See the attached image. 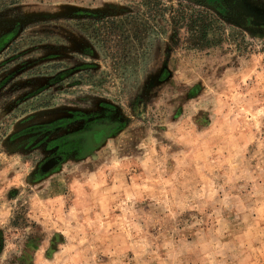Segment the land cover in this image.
Returning <instances> with one entry per match:
<instances>
[{
  "label": "rangeland",
  "instance_id": "1",
  "mask_svg": "<svg viewBox=\"0 0 264 264\" xmlns=\"http://www.w3.org/2000/svg\"><path fill=\"white\" fill-rule=\"evenodd\" d=\"M0 264H264V34L197 0H0Z\"/></svg>",
  "mask_w": 264,
  "mask_h": 264
},
{
  "label": "water",
  "instance_id": "2",
  "mask_svg": "<svg viewBox=\"0 0 264 264\" xmlns=\"http://www.w3.org/2000/svg\"><path fill=\"white\" fill-rule=\"evenodd\" d=\"M216 5L225 8L223 15L242 27L252 32L264 33V11L255 9L244 0H221Z\"/></svg>",
  "mask_w": 264,
  "mask_h": 264
},
{
  "label": "flooded vegetation",
  "instance_id": "3",
  "mask_svg": "<svg viewBox=\"0 0 264 264\" xmlns=\"http://www.w3.org/2000/svg\"><path fill=\"white\" fill-rule=\"evenodd\" d=\"M197 1H199V2H201V3H205V4H209V5H212L215 9H217L218 11L220 10L223 14L225 13V11H226V9L225 8H219V6H217L216 5V3H218L219 1H221V0H197ZM226 1H228V0H224V2H226ZM244 1H246L250 6H252V7H254L255 9H257L249 0H244ZM235 22V21H234ZM236 23V22H235ZM238 24V23H237ZM239 25V24H238ZM241 26V25H240ZM244 28V27H243ZM252 32V31H251ZM253 33H256V34H264V33H259V32H253ZM101 120H109V124H111L112 122H111V120L110 119H107V118H102V119H100V120H97V121H95V122H99V121H101ZM95 122H93V123H95ZM92 123V124H93ZM92 124L90 125V127H88L87 125V129L86 130H88V131H86V130H84V131H86V132H84V133H88L89 131H91V130H94V129H96V128H101V126H103V125H107L106 123L105 124H98V125H96V126H93L92 127ZM108 124V125H109ZM85 126V127H86ZM81 133V132H80ZM104 134V133H103ZM88 135V134H87ZM101 136H102V134H101ZM75 137H77V136H72V137H70L69 139H67V141L68 140H71V141H73V139H75ZM87 141H82L81 142V144H82V146H86L87 144ZM82 148V147H81ZM59 153L60 152H58V153H56V155H54V156H51L49 159H47L45 162H44V164H43V168L45 169V170H47V169H50V168H54V165L57 163V162H59V160L61 159V156L59 155ZM40 168H42V167H40ZM42 168V169H43Z\"/></svg>",
  "mask_w": 264,
  "mask_h": 264
},
{
  "label": "trees",
  "instance_id": "4",
  "mask_svg": "<svg viewBox=\"0 0 264 264\" xmlns=\"http://www.w3.org/2000/svg\"><path fill=\"white\" fill-rule=\"evenodd\" d=\"M105 123L108 125V124H109V120H101V121H99V122H95V123L92 124V127H93V126H96V125H98V124H105ZM86 131H88V130H86ZM86 131H83V132H86ZM83 132L78 133V134H72V135H69V138L72 137V136H77V135H79V134L81 135V134H83Z\"/></svg>",
  "mask_w": 264,
  "mask_h": 264
}]
</instances>
